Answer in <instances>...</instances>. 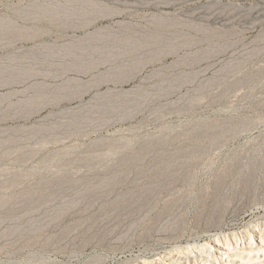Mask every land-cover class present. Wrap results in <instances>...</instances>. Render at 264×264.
<instances>
[{
    "label": "rangeland",
    "instance_id": "obj_1",
    "mask_svg": "<svg viewBox=\"0 0 264 264\" xmlns=\"http://www.w3.org/2000/svg\"><path fill=\"white\" fill-rule=\"evenodd\" d=\"M253 226L264 0H0V264L263 259Z\"/></svg>",
    "mask_w": 264,
    "mask_h": 264
},
{
    "label": "bare ground",
    "instance_id": "obj_2",
    "mask_svg": "<svg viewBox=\"0 0 264 264\" xmlns=\"http://www.w3.org/2000/svg\"><path fill=\"white\" fill-rule=\"evenodd\" d=\"M257 227L258 226L252 227L254 233L256 232V235L258 234L259 236H263L262 232H264V229H263L264 227L260 226L262 229L259 227L258 231H257ZM251 242H247V237L245 240V234L240 236V238L235 239V245L231 244V242L229 243L226 241V243L224 245H222V249H226L227 252L232 253L231 255H228L225 257L223 256L224 260H226V264H238V263H236L237 261L239 263H242V264H250V262H252V263L253 262H259L261 259V256H262L260 254L259 250H256V251L251 250L250 252H243L242 251V256H240L239 258L237 256V254H235V252H233V251H236V248H239V246H240V248L252 247ZM218 245L220 247L218 246L217 248L221 249V244H218ZM259 245H260V247L264 246L263 239H260ZM177 249L178 248H175V247H167V248H165V250L163 252L168 253L167 256H174V258H177L179 256L180 257L185 256V257H192V258H194V260L195 259L202 260L203 258H204V260H209V259H211V257L215 256V254H213V249L210 246L191 248V250L189 249L187 252L186 251H179ZM237 251H239V249ZM182 252H184V253H182ZM261 253H263V256H264V249L261 250ZM254 254H256V255H254ZM246 256H248V258H246V260H244ZM261 260H264V257ZM142 264H145V262L144 263L142 262ZM181 264H183V263H181ZM184 264H187V263H184Z\"/></svg>",
    "mask_w": 264,
    "mask_h": 264
}]
</instances>
